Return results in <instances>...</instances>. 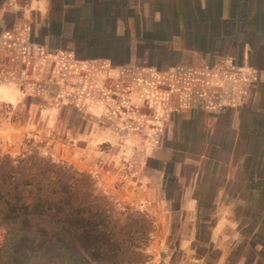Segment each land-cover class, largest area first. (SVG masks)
I'll return each instance as SVG.
<instances>
[{
	"label": "crops",
	"instance_id": "obj_1",
	"mask_svg": "<svg viewBox=\"0 0 264 264\" xmlns=\"http://www.w3.org/2000/svg\"><path fill=\"white\" fill-rule=\"evenodd\" d=\"M112 1L123 15L118 25L119 36L127 37L133 45L132 53L125 56L129 60L125 65L113 66L108 60H100L109 62L112 67H126L142 56L143 49L139 53L136 48L138 42L164 39L163 32H151L153 25L170 23L169 16L162 14L165 9L167 13L170 11L174 23L182 26L170 33L173 37L168 38L170 43L172 41L170 52L150 48V56L161 54L162 61L149 67L157 72L172 71L182 76L183 86L170 85L173 92L183 95L172 109L176 118L174 138L187 136L198 139L199 144H195L197 157H187L175 164L182 192L177 210L172 208V198L162 195L165 192L164 166L175 162L169 149L166 153L162 150L165 156L152 153L140 166L118 174L110 162L105 167L108 193L130 202L150 204L151 198L158 203L162 211H155L154 218L161 236L155 242L156 247H171L183 252L181 262L170 264H246L242 253L235 258L243 244L242 230L251 235L264 232V31L255 33L258 24H262L264 30V0H155L154 4L152 0ZM14 3L26 11L41 14L34 29L40 30L43 44L72 39L80 34L76 27L84 29L82 21L90 23L93 19L88 0H27L25 5L18 0H5L0 14V18L3 16L1 26L7 24L4 16L9 14L8 8ZM68 10L78 13L70 14ZM96 20L97 26L104 25L107 29L111 26L103 18ZM89 23L86 24L89 26ZM187 24L197 29L194 36L184 31ZM125 25L128 32L121 33L120 26ZM208 25L210 29L206 28ZM50 26L56 31L60 28L58 38L47 36ZM6 36H11V32H6ZM173 40L179 42L178 47ZM193 40L209 43L207 49H194L189 45ZM188 91L190 97H187ZM96 136V142L108 141L113 148L121 142L112 128H103ZM119 145L131 151L135 147L124 142ZM92 149L93 153L97 151ZM147 160L160 161L162 167L149 173ZM125 165L129 168L132 164ZM89 167L88 170H94V166ZM188 168L193 170L189 179L184 173ZM154 174L162 176L161 185L154 182ZM208 186L214 193L211 211L203 217L202 192ZM177 215L180 221L176 225ZM251 225L252 230L249 229ZM205 228L208 231L206 240L202 235ZM175 235L179 239L174 247L172 238ZM200 246L206 248L202 255L197 254Z\"/></svg>",
	"mask_w": 264,
	"mask_h": 264
},
{
	"label": "rangeland",
	"instance_id": "obj_2",
	"mask_svg": "<svg viewBox=\"0 0 264 264\" xmlns=\"http://www.w3.org/2000/svg\"><path fill=\"white\" fill-rule=\"evenodd\" d=\"M18 1L27 4V0ZM152 1L154 4L155 0ZM8 11L4 30L9 27L11 36L7 37L6 33L0 36V69L7 68L2 70L8 71L7 75L0 78V157L38 154L80 173L90 174L98 186L108 193L105 167L110 162L118 174L140 166L152 153L165 156L166 149L171 147L178 157L174 163L164 166L165 192L162 195L172 198V208L177 210L182 192L176 178L175 164L183 156L180 153L197 154L193 138H189L187 144H180L178 138H174L176 118L172 109L179 104L183 95L173 92L170 85L183 86L182 76L172 71L157 72L150 68L159 65L162 58L161 54L150 56L151 49H145L147 45L143 48L144 54L142 52V56L133 59L126 67H112L107 61L77 60L68 51H61L60 48L55 50L63 44L61 41L48 42L43 46L42 39H32V34H36L34 24L39 21L40 13L26 11L15 3ZM158 27L153 25L151 33L158 31ZM120 32H128V26H120ZM173 42L178 47L179 42ZM164 44L170 48L172 41ZM190 94L188 91L187 97ZM192 98L193 95L191 100L194 102L195 98ZM199 115L202 118L203 115ZM103 128L116 130L119 140L134 144V150L124 147L125 144L119 145L121 142L115 148L108 141L96 142V135ZM200 129L203 133V129ZM92 148L97 149L95 156ZM191 157L195 158L194 155ZM128 163L132 167L125 165ZM146 163L149 173L154 168L162 167L160 161L147 160ZM89 166H94V170H88L91 168ZM184 173L189 179L193 170L188 168ZM161 177L154 174V182L161 185ZM204 191L203 217L211 211L214 189L208 186ZM109 195L117 202L153 217L156 233L147 249L149 263L181 262L182 251L165 246L156 247L155 242L161 236L154 218L155 211L161 209L158 203L151 198L150 204H142L137 200L130 202ZM174 221L177 225L180 217L175 216ZM249 229L252 230L253 226ZM202 235L205 240L208 238L206 228ZM263 237L264 232L255 239L263 246H258L260 257L259 262L256 259L257 264H264ZM177 239L178 235L172 238V246H176ZM240 247L235 258L242 253L246 263L252 261L254 255L250 248L243 244ZM205 250L204 246H200L197 254L202 255Z\"/></svg>",
	"mask_w": 264,
	"mask_h": 264
},
{
	"label": "trees",
	"instance_id": "obj_3",
	"mask_svg": "<svg viewBox=\"0 0 264 264\" xmlns=\"http://www.w3.org/2000/svg\"><path fill=\"white\" fill-rule=\"evenodd\" d=\"M88 2L91 22L82 21L84 29L76 27L80 34L67 38L55 50L60 48L73 53L77 60H108L113 66L127 64L129 60L125 56L132 53L133 45L127 37L119 36L118 25L123 17L120 7L112 0ZM4 3L5 0H0V14ZM66 12L78 13L74 10ZM162 14L170 18V23L164 21L158 27V31L164 33V39L138 42L139 53L146 44L149 47L145 49L170 52L164 42H170V33L177 32L182 26L174 23L167 9ZM98 18L110 23V28L97 26L94 21ZM4 26L0 25V36L12 32L9 27L4 30ZM209 26L206 28L210 29ZM183 29L191 35L198 32L188 24ZM258 30L264 31L262 24L255 26V33H259ZM58 31L60 28L56 31L50 26L47 36L58 38ZM35 32L32 39L37 41L41 32L36 29ZM192 42L189 45L196 50L207 49L209 44ZM2 69L7 68L0 69V78L8 74ZM188 139L182 136L177 141L187 144ZM195 142L193 144H199L198 139ZM168 148L177 158L178 153ZM180 154H183L180 162L198 155L192 152ZM0 232V264H148L147 249L156 233V224L148 213L117 202L90 174L80 173L38 154L25 153L0 157ZM256 236L242 230L243 245L254 255L246 264H257L256 259L259 262L258 246L261 244L256 242Z\"/></svg>",
	"mask_w": 264,
	"mask_h": 264
}]
</instances>
